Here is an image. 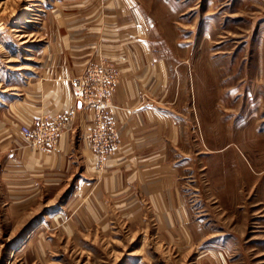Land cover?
Wrapping results in <instances>:
<instances>
[{"label":"rangeland","instance_id":"374dc122","mask_svg":"<svg viewBox=\"0 0 264 264\" xmlns=\"http://www.w3.org/2000/svg\"><path fill=\"white\" fill-rule=\"evenodd\" d=\"M109 32L122 47L115 59L99 54ZM86 37L97 56L69 82L94 110L82 141L97 171L121 146L117 92L146 70L148 41L156 71L139 91H161L156 112L177 130L172 164L189 231L178 216L164 224L159 208L111 207L110 193L99 207L82 176L31 208L4 206L0 182V264H264V0H0V114L63 73ZM80 86L90 101L75 97ZM71 117L35 119L33 130L57 134L41 151L57 147Z\"/></svg>","mask_w":264,"mask_h":264},{"label":"crops","instance_id":"0c3cea01","mask_svg":"<svg viewBox=\"0 0 264 264\" xmlns=\"http://www.w3.org/2000/svg\"><path fill=\"white\" fill-rule=\"evenodd\" d=\"M117 42L116 33H107L99 54L114 59L120 57L117 50L122 47ZM74 44L68 51V64L63 73L46 78L41 91H26L1 111L3 205L11 209L31 208L42 200L44 194L58 193L61 187L77 183L78 175L83 177L85 192L97 191L98 197L95 198L100 200L99 207L110 205L107 196L110 193L116 201L111 207L159 208L164 224H170L177 216L180 223L188 224L179 172L172 164L173 146L179 140L177 130L171 119L156 112L155 97L161 91H139L144 88L141 84L150 83L156 71L148 41L142 44L145 60L142 62L147 64L146 70L139 67L135 74L128 75L117 92L115 120L121 133V146L105 172L97 171L95 155L88 143L82 141L83 134L93 126L94 110L75 100L69 82L78 73V66L97 56L96 47L88 37L83 41L75 39ZM125 46L131 48L130 42ZM136 59L140 58L136 56ZM130 65L135 67L133 63ZM141 71L147 72L142 79L139 77ZM70 111L73 117L64 125L56 148L41 151L21 132L22 126L32 128L35 119ZM175 208L178 210L173 211ZM184 230L189 231L187 225Z\"/></svg>","mask_w":264,"mask_h":264},{"label":"built area","instance_id":"2783aa9c","mask_svg":"<svg viewBox=\"0 0 264 264\" xmlns=\"http://www.w3.org/2000/svg\"><path fill=\"white\" fill-rule=\"evenodd\" d=\"M75 97L80 101H90L94 94V91H86L85 87L80 86L74 91ZM102 95V94H101ZM104 106V104H102ZM43 125L37 124V129L33 130L29 126H22L21 132L27 139L33 141L38 147L44 148L46 146H52L57 143V134L54 132L44 131ZM48 129V128H47ZM49 130V129H48Z\"/></svg>","mask_w":264,"mask_h":264}]
</instances>
